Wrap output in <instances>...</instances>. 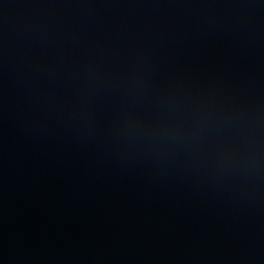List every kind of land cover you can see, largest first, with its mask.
Here are the masks:
<instances>
[{
	"label": "water",
	"instance_id": "95a60500",
	"mask_svg": "<svg viewBox=\"0 0 264 264\" xmlns=\"http://www.w3.org/2000/svg\"><path fill=\"white\" fill-rule=\"evenodd\" d=\"M0 264H264V0H0Z\"/></svg>",
	"mask_w": 264,
	"mask_h": 264
},
{
	"label": "clouds",
	"instance_id": "9594fccd",
	"mask_svg": "<svg viewBox=\"0 0 264 264\" xmlns=\"http://www.w3.org/2000/svg\"><path fill=\"white\" fill-rule=\"evenodd\" d=\"M254 163H255V160H254Z\"/></svg>",
	"mask_w": 264,
	"mask_h": 264
}]
</instances>
